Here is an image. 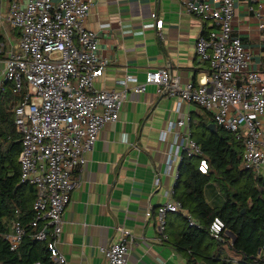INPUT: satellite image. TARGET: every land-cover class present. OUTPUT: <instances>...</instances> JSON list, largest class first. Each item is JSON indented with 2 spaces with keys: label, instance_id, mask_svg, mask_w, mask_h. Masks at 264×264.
Wrapping results in <instances>:
<instances>
[{
  "label": "built area",
  "instance_id": "obj_1",
  "mask_svg": "<svg viewBox=\"0 0 264 264\" xmlns=\"http://www.w3.org/2000/svg\"><path fill=\"white\" fill-rule=\"evenodd\" d=\"M95 2L0 0V29L5 36V43H0V95L20 134V183L36 189L32 217L23 224L15 209L3 219L6 230L1 236L12 251L26 235L45 242L54 264H68L57 244L62 214L77 184L76 173L104 124L118 120L129 92L142 93L153 85L161 96L196 105L241 142L244 168L258 175L264 166V130L259 119L264 117V68L249 67L252 52L233 29L236 2L255 3L257 8L248 5V10L261 17L264 0H177L188 13L209 23L195 41L196 56L207 64V75L182 85L177 75L163 67L147 70L142 79L125 75L119 80L120 87L100 89L94 87V81L104 73L108 60L99 53L97 32L84 25ZM150 16V24L161 29L157 13ZM8 83L15 98L4 95ZM185 125L179 119L169 129ZM174 142L178 149L175 159L180 162L184 154L200 157L197 168L207 173L208 161L189 128L182 134L176 131ZM172 193L155 213L164 238L168 213L181 209ZM188 223L199 226L192 217ZM225 230L220 217L211 220L209 235L213 239L221 240ZM121 233L119 241L102 248L104 264H126L130 234L124 229ZM261 250L264 245L259 253Z\"/></svg>",
  "mask_w": 264,
  "mask_h": 264
},
{
  "label": "crops",
  "instance_id": "obj_2",
  "mask_svg": "<svg viewBox=\"0 0 264 264\" xmlns=\"http://www.w3.org/2000/svg\"><path fill=\"white\" fill-rule=\"evenodd\" d=\"M248 5L257 8L255 3ZM248 5L236 2L233 29L252 52L249 67L263 69L264 2L261 17ZM152 12L162 20L161 29L150 24ZM84 25L97 32L99 53L108 60L95 88H117L125 75L142 79L147 70L163 67H169L182 85L207 75V64L196 56L195 41L209 23L188 13L177 0H96ZM179 119L186 125L170 130V123ZM199 119L210 120L211 115L194 104L161 96L153 85L142 93H128L118 120L104 124L76 173L57 244L68 264H104L101 250L121 239V229L130 234L126 264H202L188 261L176 249L177 232L183 227L177 215L168 213L166 226L169 221L172 226L164 238L155 214L171 199L176 181V131L182 134L190 120ZM259 119L264 130V117ZM263 174L264 166L258 172ZM203 193L211 207L225 201L215 180L204 186ZM232 234L226 229L212 253L238 264L241 255L232 250Z\"/></svg>",
  "mask_w": 264,
  "mask_h": 264
},
{
  "label": "trees",
  "instance_id": "obj_3",
  "mask_svg": "<svg viewBox=\"0 0 264 264\" xmlns=\"http://www.w3.org/2000/svg\"><path fill=\"white\" fill-rule=\"evenodd\" d=\"M11 33L13 35V31ZM0 43H5L1 29ZM9 87L8 83L4 95L8 99L15 98ZM4 99L0 95V264H54L45 242L26 235L12 251L1 236L6 230L3 219L10 217L15 209H18L22 223L28 222L36 196L32 184L19 180L20 134ZM209 122L213 123L212 117L210 120L199 119L196 123L189 121L191 138L200 145L208 161V171L201 173L198 170L200 157L184 154L179 162L172 197L181 204V209L173 214L183 222V227L177 232L174 245L192 263L232 264L212 253L219 241L209 235V224L217 216L235 236L231 247L241 255L238 264H264V250L259 253L264 245V179L243 167L242 144L235 135L219 126L211 130L207 127ZM211 180L218 183L225 197L220 207H211L204 197V186ZM189 217L199 226L189 225ZM171 226L169 221L165 230Z\"/></svg>",
  "mask_w": 264,
  "mask_h": 264
},
{
  "label": "water",
  "instance_id": "obj_4",
  "mask_svg": "<svg viewBox=\"0 0 264 264\" xmlns=\"http://www.w3.org/2000/svg\"><path fill=\"white\" fill-rule=\"evenodd\" d=\"M168 71L171 72L170 68L167 67ZM209 129L211 130H216L217 129V126L215 123H209L208 126H207ZM233 236V240H232V243L234 242V239H235V236L232 234Z\"/></svg>",
  "mask_w": 264,
  "mask_h": 264
},
{
  "label": "rangeland",
  "instance_id": "obj_5",
  "mask_svg": "<svg viewBox=\"0 0 264 264\" xmlns=\"http://www.w3.org/2000/svg\"><path fill=\"white\" fill-rule=\"evenodd\" d=\"M11 32H12V31H11V29H10V33H11ZM11 34H12V33H11ZM262 177H263V179H264V174H263V176H262Z\"/></svg>",
  "mask_w": 264,
  "mask_h": 264
}]
</instances>
